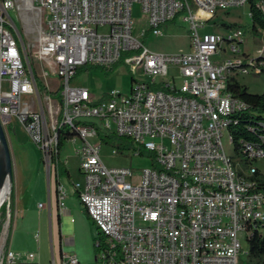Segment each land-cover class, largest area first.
<instances>
[{
    "label": "built area",
    "instance_id": "2783aa9c",
    "mask_svg": "<svg viewBox=\"0 0 264 264\" xmlns=\"http://www.w3.org/2000/svg\"><path fill=\"white\" fill-rule=\"evenodd\" d=\"M135 3L147 24L138 34L133 32ZM245 4L0 0V121L20 123L40 149L47 173L53 168L59 175L58 164L67 163L59 158L62 131H67L66 141L78 140L74 154L81 179L72 187L96 227V264H253L247 262L242 240L264 232V187L253 178L257 169L252 165L264 158V148L240 142V154L249 161L244 172L225 152L222 138L225 134L232 144L231 117L248 107L227 89V81L238 74L264 75V54L261 49L255 56L239 52V28L223 35L200 32L216 10ZM182 11L190 24L187 52L162 54L144 45L148 31L160 35L161 26ZM224 44L232 55L214 60ZM37 61L46 86V78L56 76L53 91L59 89L58 97L38 91ZM118 62L133 75L147 77L132 75L128 95L111 89L100 97L71 84L84 65L111 67ZM27 95L29 102L23 100ZM89 119L128 138L138 147L133 155L149 152L150 166L139 173L107 167ZM66 194L58 183L60 212L66 209ZM9 211L7 205V217ZM34 258L33 252L17 253L5 246L0 264ZM61 264L80 262L74 252H66Z\"/></svg>",
    "mask_w": 264,
    "mask_h": 264
},
{
    "label": "rangeland",
    "instance_id": "374dc122",
    "mask_svg": "<svg viewBox=\"0 0 264 264\" xmlns=\"http://www.w3.org/2000/svg\"><path fill=\"white\" fill-rule=\"evenodd\" d=\"M11 15L14 16L15 13L10 11ZM187 15L186 11H182L176 15V17L161 26L162 33L160 35H154L151 32H147L144 37H142V42L150 50L167 54V53H179L187 52L190 49V38L188 29L190 27L189 22L184 20V17ZM204 17V15H203ZM206 23L202 32H209L215 28L222 27L223 23H228L226 30H219L220 33H229L234 29H241L243 32L242 42L238 44L239 52H248L250 55H255L258 48H263L264 50V32L257 31L258 35L254 34L251 29V20L249 16V7L247 4L243 6L230 7L226 10H217L212 13ZM132 19H133V32L134 34L140 33L142 29L147 28L146 16L142 14L140 5L135 3L132 6ZM222 29V28H221ZM216 32V31H215ZM224 50L220 51V56L216 55L212 57L215 59H223L224 57H230L232 54L228 49V45L224 44ZM264 52V51H263ZM34 66L37 68L36 74L39 78V81L45 85V78L41 76L42 69L40 63L37 61L34 63ZM95 66V65H94ZM88 66V71L85 69L80 70L76 74L71 84L75 86H82L87 88L90 92L95 93L96 95L100 94V97H103L111 89L118 90L123 95H128L131 86L134 84L132 73L129 71L127 66L122 63L117 64L110 72H106L100 67ZM135 79H147L141 73H136L133 75ZM239 83L245 85L249 92L252 93H262L264 91V75L256 74H247L241 75L238 74L235 76ZM48 86H46L50 91H53L57 78L54 75H49L46 78ZM176 84L180 85L181 79L177 78L175 80ZM4 88H6L4 86ZM43 97V96H42ZM25 101H30L31 96L27 95L23 98ZM95 121L97 124H101L98 119H89ZM7 141L10 139V152L12 159V180L9 183V192L7 194L4 202L6 203L5 207L9 205L11 200V190L12 187L15 188L17 185L20 186L18 181V173L24 174L20 181L24 182L25 188L27 189V199L35 201V204L41 202L42 205H47V193L48 185L50 181L53 180V172L51 174V179L49 174L45 169L44 158L40 149L30 140L28 134L23 130L20 123L16 120H12L11 123L3 125ZM130 141L128 138H122L119 142ZM223 145L225 152L231 156L235 163H238V168L246 172L248 170L249 164L245 165L244 161L241 159L243 156L240 154L237 155L233 150V145L229 143L227 136L224 134ZM9 145V142H8ZM79 145L78 140L71 141L68 140L60 148V154L63 158H66L68 161L67 166L72 172V177L75 179L79 178L76 167H77V157L74 154V149ZM131 146L128 149L123 150L121 153H116L113 151L114 147L111 144L101 145L100 156L103 163L107 167H129L134 172L139 173L142 168L150 166L151 164V155L149 152L142 150L141 155H133L135 150H138V147L130 144ZM115 150V149H114ZM252 165L256 169L264 174V158L257 159L252 162ZM22 171V172H21ZM80 179V178H79ZM38 181V182H37ZM64 181V179H63ZM33 183H37L39 187L38 196L33 191ZM32 193V194H31ZM31 200V201H32ZM3 202V203H4ZM2 203V204H3ZM2 206V205H1ZM0 206V256H2L5 251V245L7 240V235L9 232V217L5 214L2 215V207ZM6 210V208H5ZM6 213V211H5ZM88 217V216H87ZM34 228L30 229L31 232ZM29 230V226H28ZM19 232V231H18ZM33 239L35 238L34 232H32ZM242 246L244 249L247 248V242L242 240ZM96 264V262H92Z\"/></svg>",
    "mask_w": 264,
    "mask_h": 264
},
{
    "label": "crops",
    "instance_id": "0c3cea01",
    "mask_svg": "<svg viewBox=\"0 0 264 264\" xmlns=\"http://www.w3.org/2000/svg\"><path fill=\"white\" fill-rule=\"evenodd\" d=\"M209 19H207V21ZM221 24L222 27L215 28L209 32L216 31L223 35V33L218 31H228L226 28L229 26H227L228 23L225 24L222 22ZM259 49H261L262 52L264 51L263 48H258L257 50ZM257 50L255 55H257ZM244 53L250 55L248 52ZM92 94L100 96V94ZM10 139L9 137V147ZM59 158L62 162L66 160L61 154ZM67 163L63 165L66 173H59V175H57L53 168L48 173L51 179L50 176L53 172L54 182L52 183V181H50L48 185L46 206L42 205L41 202L36 205L32 197L31 199H27V189L25 188L24 182L20 181V178H22L24 174H22V171V173H18L20 186L17 185L15 188L12 187V215L5 246L7 249L17 253H35V258L32 261H26L22 264H61L62 253L66 252H74L80 264H92V262H96L95 250L93 247L96 227L92 220L87 217L78 199L77 193L72 187V182L81 179V175L78 171V163L76 171L80 179L72 177V172L67 166ZM58 183L64 186L67 193L65 198L66 209L62 212L59 211L57 202ZM38 190L39 187L37 183H33L32 193L34 192L38 196ZM32 228H34L32 230L35 234L34 239L30 230Z\"/></svg>",
    "mask_w": 264,
    "mask_h": 264
},
{
    "label": "trees",
    "instance_id": "16d2710c",
    "mask_svg": "<svg viewBox=\"0 0 264 264\" xmlns=\"http://www.w3.org/2000/svg\"><path fill=\"white\" fill-rule=\"evenodd\" d=\"M246 3L249 7L251 29L253 30L254 34L258 35L257 31H264V0H246ZM119 63L121 62H118L111 67L96 65L90 66L100 67L106 72H110ZM88 66L89 65H84L80 67L77 70L76 74H78L82 69L88 71ZM34 78L40 94H46L50 97H58L59 89H57L56 91H50L42 82L39 81L37 75H34ZM153 88L159 87L154 86ZM227 89L232 93V95L243 100L248 105V107L244 111L236 112L231 117L232 120L229 124V133L231 136V143L233 145L234 152L237 155L240 154V142L254 143L264 148V143L261 140V136L264 135V91L262 93L249 92L247 87L239 83L238 80L234 77H230L228 79ZM88 122L94 127L100 142L104 144H111V146L114 147L116 153H121L123 150L128 149L131 146V141L123 143L119 142L124 137L107 132L104 128H102V126H100L93 120ZM67 135V131H65L64 129L59 139V146H62L68 139ZM141 153L142 152L140 151V154ZM241 160L244 161V167L245 165L249 164V161H247L244 157ZM58 170L61 174L66 173V170L61 163L58 164ZM238 172L239 174L242 173L240 170ZM253 178L259 181L264 187V174H261L258 170H256ZM10 194V198L12 200V190ZM5 205L6 203L4 202L1 206L3 216L6 214ZM12 205V201H10L9 220H11ZM247 246V262L253 264H264V232L262 234L255 232L251 237L248 238Z\"/></svg>",
    "mask_w": 264,
    "mask_h": 264
},
{
    "label": "water",
    "instance_id": "95a60500",
    "mask_svg": "<svg viewBox=\"0 0 264 264\" xmlns=\"http://www.w3.org/2000/svg\"><path fill=\"white\" fill-rule=\"evenodd\" d=\"M7 175L12 180V159L7 137L0 121V184L3 176Z\"/></svg>",
    "mask_w": 264,
    "mask_h": 264
},
{
    "label": "bare ground",
    "instance_id": "6f19581e",
    "mask_svg": "<svg viewBox=\"0 0 264 264\" xmlns=\"http://www.w3.org/2000/svg\"><path fill=\"white\" fill-rule=\"evenodd\" d=\"M9 183H10V178L7 175H4L0 184V206L6 199L7 194L9 192Z\"/></svg>",
    "mask_w": 264,
    "mask_h": 264
}]
</instances>
